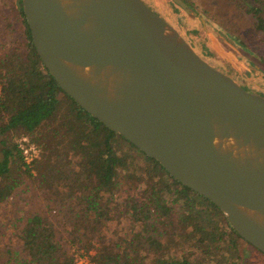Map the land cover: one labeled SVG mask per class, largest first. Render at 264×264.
Wrapping results in <instances>:
<instances>
[{"label": "water", "instance_id": "obj_1", "mask_svg": "<svg viewBox=\"0 0 264 264\" xmlns=\"http://www.w3.org/2000/svg\"><path fill=\"white\" fill-rule=\"evenodd\" d=\"M20 3L57 85L264 253V94L202 58L144 0Z\"/></svg>", "mask_w": 264, "mask_h": 264}, {"label": "trees", "instance_id": "obj_2", "mask_svg": "<svg viewBox=\"0 0 264 264\" xmlns=\"http://www.w3.org/2000/svg\"><path fill=\"white\" fill-rule=\"evenodd\" d=\"M234 1L251 16L252 36L260 50L254 53L237 37H225L257 59L264 73V0ZM19 12L25 51L14 46L0 55V204L26 178L43 191L47 202L25 217L11 218L6 240L0 244V262L75 264L69 252L73 248L94 249L89 256L93 264H212L214 254L222 257L215 264H236L230 258L235 237H242L221 210L66 94L41 63L21 6ZM169 22L173 24L172 19ZM188 24L173 25L181 32L197 30L196 24ZM244 61L252 60L246 56ZM23 133L43 148L40 158L30 163L22 159L13 140ZM115 140L127 142L133 153L120 149ZM131 178H142L136 182L139 199L126 195L120 186L121 179ZM175 238L192 240L187 246L199 247L207 262L186 251L174 252Z\"/></svg>", "mask_w": 264, "mask_h": 264}, {"label": "rangeland", "instance_id": "obj_3", "mask_svg": "<svg viewBox=\"0 0 264 264\" xmlns=\"http://www.w3.org/2000/svg\"><path fill=\"white\" fill-rule=\"evenodd\" d=\"M149 1L150 4L163 13L169 20L172 19L173 24L178 27L189 26L188 23L196 24L197 30L195 32H183L182 30L181 33L184 34L185 38L197 49L203 44V46L206 47V52L211 55L210 58H212L213 61L223 62L226 66L243 74L245 77L246 89L248 88L257 93L264 94V73L258 67V60L250 54L248 55L241 51L233 42L225 37V34L237 37L245 46L253 50L254 53H258L260 50V46L255 42L252 36L251 16L249 13L239 9L234 0H185L196 14L203 19L204 25H202L200 18L195 15L198 22L188 19L171 0ZM19 4L18 0H0V55L14 46H19L21 51H25L22 45V42L26 40L25 26L19 12ZM148 6L150 5L148 4ZM214 24L218 25L217 29L213 26ZM246 56L251 58V63H245L244 57ZM6 135L10 136V132H6ZM22 136H26L29 139L27 134H19L13 138L15 144H17V141ZM29 140L36 143L32 139ZM115 141L119 143L120 149L128 150L133 153L134 149L128 146L127 142L124 140ZM36 144L39 147V154L36 158L38 159L41 156V150H43V148L38 143ZM133 179L134 178L128 180L121 179L120 186L125 190L126 193H124L126 195L128 192L129 195L139 199L140 193L136 182L140 181L142 178L139 180L136 179V181ZM128 185H131V190H126ZM43 196V191L39 189L30 178H26L24 183L16 187L7 199L0 204V244L6 240V234L10 229L12 221L11 218L25 217L30 211L43 208L47 202ZM53 211L54 209L51 208L50 213H53ZM50 213L48 212V214L52 216ZM188 241L189 240H182L180 242L179 238H175L174 243H176L177 249L174 252L185 254L186 251L187 255L191 258H199L206 263L207 259H202L203 254L200 252V248H195L193 245L187 246L188 243L193 242L192 240H190V242ZM234 248L235 252L230 258L232 262L236 264H239L241 261L244 264H264V254L252 247L244 241V239L235 237ZM78 251L69 248V252L72 253L74 258L76 255L75 253ZM83 252H85L87 258L90 259L89 256L94 252V249L84 250ZM217 260H222L221 255L214 254L210 258L212 264H215ZM0 264L2 263L0 262Z\"/></svg>", "mask_w": 264, "mask_h": 264}, {"label": "built area", "instance_id": "obj_4", "mask_svg": "<svg viewBox=\"0 0 264 264\" xmlns=\"http://www.w3.org/2000/svg\"><path fill=\"white\" fill-rule=\"evenodd\" d=\"M16 146L20 151L22 159L26 163H30L32 160L38 157L39 147L36 143L29 140L26 136L20 137L17 141ZM75 254V264H93L90 259L87 258L86 253L83 252V250H79Z\"/></svg>", "mask_w": 264, "mask_h": 264}, {"label": "flooded vegetation", "instance_id": "obj_5", "mask_svg": "<svg viewBox=\"0 0 264 264\" xmlns=\"http://www.w3.org/2000/svg\"><path fill=\"white\" fill-rule=\"evenodd\" d=\"M146 1L152 8H153V5L150 4V1L149 0H144ZM19 6H21V3L19 4ZM179 7V6H178ZM154 9V8H153ZM156 10V9H155ZM157 13L158 10H156ZM160 14V13H159ZM161 15V14H160ZM162 16V15H161ZM24 17V16H23ZM163 17V16H162ZM166 19V18H165ZM173 25V24H172ZM174 26V25H173ZM176 28V26H174ZM179 33L184 37V39L192 46V48L202 57L204 58L205 60H210L214 63V65L218 66L222 71H224L225 73H227L230 77H232L238 84H240L241 86L243 87H246V82H245V77L243 74H241L240 72L234 70L233 68L231 67H228L226 66L223 62L221 63L220 61L217 62V61H213L212 58H210V54H208L206 51V47L203 46V44L199 47V49H197L193 44H191L184 36L183 33H181V31L176 28Z\"/></svg>", "mask_w": 264, "mask_h": 264}]
</instances>
